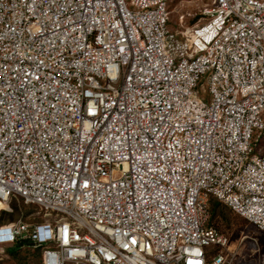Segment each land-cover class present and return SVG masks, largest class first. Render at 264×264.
Instances as JSON below:
<instances>
[{"label": "built area", "instance_id": "built-area-1", "mask_svg": "<svg viewBox=\"0 0 264 264\" xmlns=\"http://www.w3.org/2000/svg\"><path fill=\"white\" fill-rule=\"evenodd\" d=\"M0 0V226L41 264H237L214 199L264 233V0ZM260 264H264V256Z\"/></svg>", "mask_w": 264, "mask_h": 264}, {"label": "rangeland", "instance_id": "rangeland-1", "mask_svg": "<svg viewBox=\"0 0 264 264\" xmlns=\"http://www.w3.org/2000/svg\"><path fill=\"white\" fill-rule=\"evenodd\" d=\"M212 3L213 0H170V28L182 33L202 23L205 20V9ZM216 202L211 199L210 208ZM37 212H40L38 207L15 198L9 205L0 208V226L44 221L46 217L43 213ZM215 213L213 216L211 212V220L219 231L230 238V249L239 255L237 264H260L264 256V233L222 203L216 207ZM13 246L14 244L0 247V264H41L40 247L24 245L15 250Z\"/></svg>", "mask_w": 264, "mask_h": 264}, {"label": "trees", "instance_id": "trees-1", "mask_svg": "<svg viewBox=\"0 0 264 264\" xmlns=\"http://www.w3.org/2000/svg\"><path fill=\"white\" fill-rule=\"evenodd\" d=\"M218 202V201H217ZM214 203V204H212V206H211V208L209 209V212H210V216H209V219H208V221H207V225L209 226V227H215L216 229H218L215 225H214V223L212 222V220H211V212H212V214H213V216H215L216 215V213H215V210H216V207L219 205V203ZM24 245H28V246H32V245H34L33 244V242L32 241H30V240H22V239H18L15 243H14V246H13V249H20L21 247H23Z\"/></svg>", "mask_w": 264, "mask_h": 264}, {"label": "bare ground", "instance_id": "bare-ground-1", "mask_svg": "<svg viewBox=\"0 0 264 264\" xmlns=\"http://www.w3.org/2000/svg\"><path fill=\"white\" fill-rule=\"evenodd\" d=\"M6 206V203H3V202H1L0 203V208H4ZM5 245L4 244H1V246L0 247H4Z\"/></svg>", "mask_w": 264, "mask_h": 264}]
</instances>
